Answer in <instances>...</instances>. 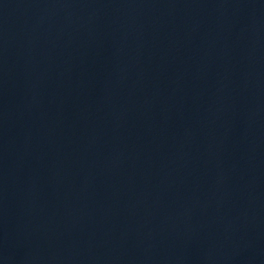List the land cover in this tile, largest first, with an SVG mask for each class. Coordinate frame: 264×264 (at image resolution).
Masks as SVG:
<instances>
[{
	"label": "water",
	"instance_id": "1",
	"mask_svg": "<svg viewBox=\"0 0 264 264\" xmlns=\"http://www.w3.org/2000/svg\"><path fill=\"white\" fill-rule=\"evenodd\" d=\"M0 264H264V0H0Z\"/></svg>",
	"mask_w": 264,
	"mask_h": 264
}]
</instances>
